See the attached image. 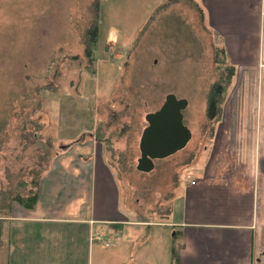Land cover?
<instances>
[{"label": "rangeland", "instance_id": "374dc122", "mask_svg": "<svg viewBox=\"0 0 264 264\" xmlns=\"http://www.w3.org/2000/svg\"><path fill=\"white\" fill-rule=\"evenodd\" d=\"M92 21L89 69L83 49ZM200 21L193 0H0V211L38 179L56 146L81 137L94 120L122 203L134 216L163 211L179 172L206 151L222 110L209 121L208 93L230 64ZM167 93L186 101L190 138L141 173L144 115Z\"/></svg>", "mask_w": 264, "mask_h": 264}, {"label": "crops", "instance_id": "0c3cea01", "mask_svg": "<svg viewBox=\"0 0 264 264\" xmlns=\"http://www.w3.org/2000/svg\"><path fill=\"white\" fill-rule=\"evenodd\" d=\"M193 2L233 72L166 208L134 216L122 203L94 120L50 154L31 207L3 202L0 264H171L176 241L179 264H264V0Z\"/></svg>", "mask_w": 264, "mask_h": 264}, {"label": "water", "instance_id": "95a60500", "mask_svg": "<svg viewBox=\"0 0 264 264\" xmlns=\"http://www.w3.org/2000/svg\"><path fill=\"white\" fill-rule=\"evenodd\" d=\"M185 105L184 99L167 93L157 109L144 115L146 125L138 140L136 170L147 172L153 168V160L164 158L185 146L190 138V132L182 122Z\"/></svg>", "mask_w": 264, "mask_h": 264}, {"label": "trees", "instance_id": "16d2710c", "mask_svg": "<svg viewBox=\"0 0 264 264\" xmlns=\"http://www.w3.org/2000/svg\"><path fill=\"white\" fill-rule=\"evenodd\" d=\"M98 10V2H93V12L96 15ZM97 34V26L96 22L92 21L89 25L88 29L85 32V39H87L86 45L83 49V55L87 59L86 68L93 69L94 67V58H93V51L92 46L95 43ZM220 53L224 51L219 50ZM224 59H226L224 57ZM226 75L223 79H219L216 83L211 86V89L208 93L207 97V106L206 112L209 118V121H213L216 119L220 113L221 104L223 101V97L225 95L226 86L228 85V81L230 79L232 73V65H226ZM37 180L32 181V184L26 187H22L18 192L13 195V199L16 200L22 206L29 208L33 205L36 195H37ZM178 233H176L175 237L178 238ZM181 248V243L176 241L173 243L171 247V264H179V249Z\"/></svg>", "mask_w": 264, "mask_h": 264}, {"label": "built area", "instance_id": "2783aa9c", "mask_svg": "<svg viewBox=\"0 0 264 264\" xmlns=\"http://www.w3.org/2000/svg\"><path fill=\"white\" fill-rule=\"evenodd\" d=\"M95 238H98V236L96 235Z\"/></svg>", "mask_w": 264, "mask_h": 264}]
</instances>
